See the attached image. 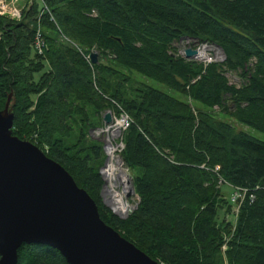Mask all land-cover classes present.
Masks as SVG:
<instances>
[{
    "label": "trees",
    "instance_id": "trees-1",
    "mask_svg": "<svg viewBox=\"0 0 264 264\" xmlns=\"http://www.w3.org/2000/svg\"><path fill=\"white\" fill-rule=\"evenodd\" d=\"M182 38L214 43L224 61L180 56ZM9 93L12 134L60 163L149 257L264 264V140L240 127L264 133V0H25L20 19L0 15V109ZM107 109L130 118L120 156L137 201L124 218L102 200L104 144L89 135ZM222 184L246 189L235 224ZM17 264L68 263L55 248L22 244Z\"/></svg>",
    "mask_w": 264,
    "mask_h": 264
},
{
    "label": "water",
    "instance_id": "water-1",
    "mask_svg": "<svg viewBox=\"0 0 264 264\" xmlns=\"http://www.w3.org/2000/svg\"><path fill=\"white\" fill-rule=\"evenodd\" d=\"M184 54L189 59L196 51ZM97 61L91 52L90 62ZM11 95L0 109V264H17L22 244L55 248L68 264H160L100 218L60 163L12 134ZM102 121H112L110 110Z\"/></svg>",
    "mask_w": 264,
    "mask_h": 264
},
{
    "label": "built area",
    "instance_id": "built-area-1",
    "mask_svg": "<svg viewBox=\"0 0 264 264\" xmlns=\"http://www.w3.org/2000/svg\"><path fill=\"white\" fill-rule=\"evenodd\" d=\"M19 1L20 0H0V15H8L12 18H19L22 12V8L23 7H19ZM42 46H43V42L41 40V38L37 35L36 39H35V48L41 52L42 50ZM176 49H177V54H179L180 56L185 57L184 51L187 48H192L196 51L195 56H193L192 58L189 59H193L196 60L200 63H202L204 66L209 64V63H220L223 62L225 59V55L223 53V51L221 50L220 47H218L217 45H215L214 43L208 42V41H201L198 40L196 38H182L181 40H179L176 44ZM87 59H90V55L87 56ZM228 74V73H227ZM226 74V75H227ZM110 110V109H107ZM105 110L103 112V114L107 111ZM111 115H112V121L109 124H104L101 129V133H103L104 131H108L112 132L115 129L118 130L116 137L120 136V141L116 142V145L118 146L117 150L118 152L120 151L123 143H122V133L123 131L129 126L130 123V118L129 116L123 111L120 110L118 113H115L113 111H111ZM102 114V116H103ZM106 138H107V134L105 133ZM104 144V149H105V153L107 156V142L106 139L104 141H102ZM115 144V142H114ZM107 158L106 161L104 163V165L100 168V173L102 175L103 178V185L101 188L102 191V200L103 202H106L109 206H111V204L107 201L106 196L104 195V186L106 184V180L104 177V169L107 165ZM130 183V182H129ZM123 186V185H122ZM124 188V186H123ZM124 191L127 192L129 191L130 194L131 192L133 193L134 190H132V185L130 184V187L128 190H126L124 188ZM135 194L133 193V196ZM244 195H245V191L240 188V187H233V191L231 193V202L240 204L242 202V200L244 199ZM253 195H250V198H252ZM123 198V197H122ZM127 204V209L124 213H117L114 208H113V212L116 213L119 217L124 218L126 217L135 207L133 205V207H131L127 201H124ZM136 205V203H135ZM226 248V245L223 244L221 246V250L222 252H224Z\"/></svg>",
    "mask_w": 264,
    "mask_h": 264
},
{
    "label": "rangeland",
    "instance_id": "rangeland-1",
    "mask_svg": "<svg viewBox=\"0 0 264 264\" xmlns=\"http://www.w3.org/2000/svg\"><path fill=\"white\" fill-rule=\"evenodd\" d=\"M24 1L25 0H20L19 1V7H23L24 6ZM91 52H94L93 50H91ZM90 52V53H91ZM96 52V51H95ZM81 53H82V55L86 58V60H88V61H90V59H87V56H88V54H85V53H83V51L81 50ZM90 55V54H89ZM98 59H99V57H98ZM131 75H132V77L136 80V81H141V82H144L145 84H147V85H149V86H152V87H155V88H157V89H160V90H163V91H166V92H168V93H171L172 95H174V96H176V97H179V98H181V99H184V96H182V95H180V94H178V93H175V92H173L172 90H170V89H168L164 84H162V83H160V82H157V81H155V80H153V79H151V78H148V77H145V76H143V75H140L139 73H131ZM227 78L229 79V82L230 83H236L237 81H238V78H239V75L236 73V72H229L228 74H227ZM111 110V109H110ZM112 111V110H111ZM220 117H223V118H225V119H228V117L226 116V115H224V114H220L219 115ZM102 126L103 125H101V126H99V127H96V128H94L93 130L91 129L90 131H89V135L92 137V138H94V139H98V140H100V141H104L105 140V137H106V135H105V133H101V129L100 128H102ZM240 127L243 129V130H245L246 132H248L249 134H251V135H253L254 137H256V138H259V139H261V140H264V133L263 132H261V131H259V130H257V129H254V128H252V127H249V126H247V125H240ZM120 141V136H117V137H115L114 138V142H115V144H116V142H119ZM104 148V147H103ZM104 152H105V149H104ZM118 153V150L116 151V154ZM118 155V154H117ZM107 156H109V152H108V150H107ZM107 156H106V153H105V160L104 161H106V158H107ZM105 163V162H104ZM104 165V164H103ZM108 167V166H107ZM123 168L126 170V173L128 174V177H129V182H130V184H131V177H130V173H129V171H128V169H127V167L124 165V163H123ZM106 181H107V178H106ZM118 182L119 183H121L119 180H118ZM122 184V183H121ZM132 185V184H131ZM114 189V188H113ZM116 189L122 194V197H123V200L124 201H127L128 202V204L131 206V207H133V205L135 206V203H136V201H137V197H136V195H134L133 196V193L131 192V194H130V192L129 191H127V192H125L124 191V188H123V186L122 185H119V186H117L116 187ZM221 190H222V192L226 195V197L229 199V200H231V193H232V191H233V187H229L228 185H226V184H222V186H221ZM104 204L108 207V208H110L111 210H112V212H113V208H114V206L113 205H111V206H109L106 202H104ZM239 205L240 204H238V202L237 203H234V205H232L231 206V210L224 216V218H225V220H227V221H229V222H231V223H233V224H235V221H236V218H237V213H238V209H239ZM128 207V206H127ZM136 207V206H135ZM115 210V209H114ZM114 213V212H113ZM116 214V213H115ZM117 215V214H116ZM225 257V258H224ZM223 262H222V264H226V256L225 255H223Z\"/></svg>",
    "mask_w": 264,
    "mask_h": 264
},
{
    "label": "bare ground",
    "instance_id": "bare-ground-1",
    "mask_svg": "<svg viewBox=\"0 0 264 264\" xmlns=\"http://www.w3.org/2000/svg\"><path fill=\"white\" fill-rule=\"evenodd\" d=\"M19 18L15 19H20ZM212 43V42H211ZM190 60V59H189ZM111 123V122H110ZM118 130L114 131H104L103 133L107 134L106 142L109 156H107V165L104 169L105 180L107 178L106 184L104 186V195L106 196L107 201L114 206V209L117 213H124L127 209V204L122 198V194L116 189L117 186L123 185L126 190L129 189V177L126 173V170L123 168V160L121 159L120 152L123 149L121 147L120 151L116 154L118 146L114 144V138L116 137ZM108 166V167H107ZM118 180L122 183H119ZM114 188V189H113ZM241 188V187H240ZM245 192L246 189L242 188Z\"/></svg>",
    "mask_w": 264,
    "mask_h": 264
}]
</instances>
